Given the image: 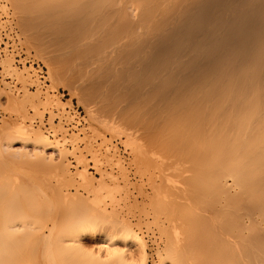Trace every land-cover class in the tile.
<instances>
[{
  "label": "bare ground",
  "instance_id": "obj_1",
  "mask_svg": "<svg viewBox=\"0 0 264 264\" xmlns=\"http://www.w3.org/2000/svg\"><path fill=\"white\" fill-rule=\"evenodd\" d=\"M8 1L13 12L2 15V19H7L0 23V38L2 29L8 28L16 41L20 34L24 35L28 50L32 48L48 66L49 88L65 85L85 107L92 135L105 138V131L112 137L119 136L130 162L127 158L128 166L117 150L107 148V155L95 151L93 162L114 163L119 180L112 179L116 177V173L111 174L114 170L108 175L103 172L105 168L100 171L96 164L93 165L100 171V178L91 175L87 159L80 155L76 158L82 168L73 175L65 142L53 141L40 128L27 125L30 115L20 98L12 90L0 88V99H5L0 100V106L7 108L8 115L16 114V121H9L8 117L0 127V171L11 173L13 161L27 159L32 165L27 170L31 171L29 174L25 170L26 177L32 176L34 187L29 181L25 183L32 187L30 194L38 203L34 212L33 202L34 206L27 203L28 207L27 201L22 204L23 200L18 201L20 195H16L18 199L14 201L19 204L9 197L16 206L7 200L6 206L11 209L6 212L1 208L5 213L0 209V216L4 213L0 217V264H63L68 260L67 264L69 256L65 260L64 250L71 248L85 253V261L90 260L87 264H189L179 254L185 251L191 237L195 239L199 224L194 223L193 217L190 221L184 219L186 214L193 215L192 210L187 212L186 203L181 207L175 203V207L171 202L166 205V201L161 206L162 197L152 201L155 214L161 215L163 209V219L171 221L164 226L160 222L163 215L156 220L162 225L165 248L158 249L157 259L152 260L144 236L121 214V207H116L117 212L111 204L114 200L115 205L120 203L114 199L116 189L121 193L134 187L135 182L127 175L129 169L134 175L140 174L136 190L148 187L157 195L166 193L172 197L169 191L178 190L182 184L169 175L180 176L194 170L185 162L187 158L211 163H204V167L222 172L225 178L220 187L225 191L228 220L222 236L229 246V264H264V0H77L71 8L64 0ZM4 60V67H10V61ZM29 72L27 66L18 75L31 80ZM38 74L41 80L45 78L41 72ZM36 90H25V95L34 100L32 108L37 115L41 109L65 111L59 99L48 92L46 100L40 99V84ZM71 138L77 140L78 135ZM14 143L22 146L16 148ZM28 146L31 149L24 152ZM49 150L57 156L49 155ZM12 174L13 184H9L19 194L16 189L23 179L17 178L20 173ZM158 177L159 180L154 179ZM39 180L43 186L47 182L45 187L49 186L52 192L48 196H55L52 202L48 189L39 185ZM115 180L119 185H114ZM73 183L78 187L71 194L67 187L73 189ZM79 187L87 196L91 193L90 197H81ZM183 190L192 194L186 188L179 191L184 194ZM41 195L51 206L42 205L45 199L39 198ZM191 198L185 195L183 200L188 202ZM106 200L110 201V209ZM133 202L132 207L136 208L137 201ZM68 208H75V213ZM143 209L137 211L144 215ZM33 221H39V226ZM70 224L71 228L67 227ZM65 226L70 230L65 231ZM44 228L48 231L44 232ZM85 239L93 240L92 246ZM45 243L49 247L44 250H51L53 243L60 245L57 250L54 246V252L63 251V259L57 256L61 260L58 261L50 251L42 252L41 245ZM181 258L185 262H180Z\"/></svg>",
  "mask_w": 264,
  "mask_h": 264
},
{
  "label": "rangeland",
  "instance_id": "obj_2",
  "mask_svg": "<svg viewBox=\"0 0 264 264\" xmlns=\"http://www.w3.org/2000/svg\"><path fill=\"white\" fill-rule=\"evenodd\" d=\"M76 1L77 0H64L65 4H67L68 8H71L72 4L75 3ZM85 1H87V0H78V2H82V3L85 2ZM3 2H5V3L2 4V0H0V14L2 13L0 15V23L2 21H4L5 19H7V17L2 19V17H3L2 15H6L8 11H10L11 13L13 12L12 11V7L10 5V2L8 0H5ZM12 17L14 18L15 14H12ZM16 19L17 18L15 17L14 20H15L16 23H18ZM18 24H16V26L18 28V31L19 30L21 31V29L18 26ZM3 30H6V29H2V31ZM20 33H22V32H20ZM18 37H19V38H17L18 42L16 41V38L14 37V38H11V42L4 43L5 46L1 47L2 49L0 48L1 51L2 50L4 51L5 48H6V50H8V51L5 50L4 51V55L0 58V70H1V73L3 74V78H2V80L0 82V88L1 89L2 88L5 89L6 92L12 90L11 93H13V94L15 93L16 96H18L20 98V100L22 101L23 106L25 107V110L27 109L28 115H30L29 116L30 119L26 120L27 125L28 124L32 125V127L34 129H39L40 128L41 132H43L45 135H48V137L51 140H53V141H55V140H63L65 142L64 148L67 151V159H68V161H69V163L71 165V171L72 172L74 171V173L75 172L77 173V170H80L82 168V166H81L82 164L81 163L79 164V162H78V160L76 158L78 155H80L78 157H80V158L83 157L84 159H87V161H88L87 166H89L87 168L89 170V173H91V175L100 178L101 168H102V170L105 168V170H103V172L105 171V173H106V171H107L108 175H109L111 173L110 171L114 170L111 174L114 176L115 173H116V175H115L116 177H114L112 179L114 180V179L117 178L119 180L120 176L119 175H118L119 177L117 176V174H119L117 172L118 168L115 167L116 165L114 163L111 164L112 162H109V164H106V160H105V162H104V160H100V161H98V164H97V162L96 163L93 162V160H94L93 153L95 151H100L99 153L106 154L105 150H107V148L108 149L110 148L111 150L113 149L112 151H114V152L117 150V152H116L117 155L118 156H120V155L123 156V159H124L125 163L128 165V161L130 160V155L128 154L129 152H128L127 148H124L125 146H124L123 142L121 140H119V136L118 137L117 136L116 137H114V136L112 137L111 134H109L108 132H105V131H102V132H104L105 138L99 137V136L96 137L95 135H92L93 133L90 131L91 129L88 128V125H89L88 122H91V121H88L89 119L87 117V114L85 112V107L83 106V104L78 101L76 96L71 95L69 89L65 85H59L57 87V89L49 88L50 85H51V82H50V74H49L48 66L44 63V61L41 58H39L36 55L35 51L32 48H31V50L30 49L28 50L29 46L27 47L26 46V42H23V41H25V38H23V37H25L24 35L20 34ZM13 39H14V41H12ZM11 50H12V52H11ZM15 57H19L20 58V61L22 62V65L18 66L15 63L16 62L15 61L16 60ZM21 58H25V59H21ZM27 58L28 59L29 58H33L35 61H32L30 64L27 65L26 62H25L27 60ZM4 59H7V61H10L9 62L10 65H11L10 67H4L3 61H6ZM35 62H37V63H35ZM36 64H40V65L37 66ZM41 65L44 66L45 71H46V73H45L46 76L43 79L44 81L40 79V76L38 74V72L42 71ZM27 66L28 67L30 66L29 74H32V75L31 76L29 75V76L32 77L31 78L32 81L31 80L25 81L23 79V77L18 75V72H22V70H25ZM6 68H8V69L6 70ZM16 71H18V72H16ZM7 78L11 79V80H7ZM42 81H43V83H42ZM14 82H15V84H13ZM38 83L40 84L41 90H42L41 94H38L40 99L43 100V101L46 100V93L47 92L50 93L51 95H54L56 98L59 99V101L63 105V107H65V111L64 112L60 113L56 109L51 108L50 109L51 111L49 109L48 110L47 109L46 110L41 109V114L37 115L35 113V111L32 108L33 107L32 104H33L34 100L32 99L31 96L27 97L25 95V90H28L30 92H36L37 91L36 89L39 86ZM0 100L4 102L5 99L2 100V98H1ZM3 102H1V103L3 104ZM5 110H7L6 107H4L3 105L0 106V127H1V125L3 123L2 121L3 120H7L8 117H9V121L11 119L16 121V119H15L16 118L15 117L16 114L15 113H13V114L11 113V115H10V113H9V115H8V110H7V112H5ZM13 120H11V121L13 122ZM30 120H31V122H30ZM94 125L99 128V126H97L96 124H94ZM87 133H88V135H87ZM76 134L78 135L77 140H72L71 135L74 136ZM64 135H65L66 139H63ZM102 138H103V140H102ZM4 143H9V142L8 141H4ZM14 146L16 148H18V147H21L22 145L20 143H16V144L14 143ZM115 146H116V149H114ZM30 149H31V146L30 147L28 146L27 149L24 150V152H26V151H28ZM0 150H1V146H0ZM171 152H175V151H171ZM48 153H49V155H51L54 158L57 156L56 152H54L53 150H49ZM100 156H102V155H100ZM1 157L2 156H1V153H0V164H1V161H2ZM83 158H81V159H83ZM127 158H128V161H127ZM175 158L177 159V157H175ZM176 159H173V160H176ZM101 161H103L102 163H103V165L105 167L103 165H101L102 164ZM185 162H187L189 165H191L194 170H193V172L191 171V173L187 172V174H185V175L181 174L182 176L181 175L179 176V173L178 174L176 173L177 174L176 176H174L175 173H173V175H171V176L169 175V177L171 179L173 178V180H175V179L179 180L181 182L182 186H183L182 187L181 185H179L180 188L178 190L176 188L171 189V191H169V193H170V195L172 197H168V195H166V193H164L165 195L163 194L164 196L163 195H157L155 192H153V189H152V192H150L148 187H145L146 188V190L144 189L145 192L143 190L142 191L141 190L138 191L139 189L136 190L135 187H137L138 182L140 181V178H139L140 174H139V176H138V173L137 174L135 173L136 175H134L133 172L131 171L133 169H129L130 172H128L127 175H128L129 180L133 184L135 182L134 187H133L134 189L129 187V188H127L128 190H124L121 193H120V191H118V189H116L117 192H116V190H115V192L118 193V194L115 193V198L114 199H117L118 201H120V203L118 201H116L119 204L116 203V205H115V203H114L115 200H114V202H111V204H114L113 208L114 207L115 208L116 207H118V208L121 207L120 209L123 210V212L121 210V214L124 215V217L127 218L129 220V222H131L132 226L134 227V229L136 231H138V233H141L142 236H144L145 241L147 242L148 252H149V254L152 255V256L149 255L150 256V260H152L153 258L157 257L155 252L158 249L163 250L165 248V246H164L165 237L163 235H161V232H160V229H161L162 225L159 226L158 224H160V222H162L161 224H164V226H167V225L169 226L170 223H171V221L169 219H167V220L165 219L166 221L163 219L166 216V214L164 213L163 209H162V211H163L162 213L163 214L161 212H160L161 215L157 214L159 217L155 214L156 213L154 211L155 208L151 206V204L153 205V203H154V202L152 203V201H154L155 199H156L155 201H157L158 198L162 197V199L164 201L162 200L163 202L161 203V206H162V204L165 201H166L165 202L166 205L169 204V202H171L173 204V206H175V203H177V205H179V207H181V205L186 203L187 206H185V207H188V209H186V210H188L187 212H189V210H192L194 213L193 212L191 213V214H193L192 216L186 214L187 216L184 215L185 218L184 217L183 218L188 220V221L193 220V218H194V220H195L194 223L195 224H199V225H196V227L198 228L197 230H199V232L196 230L197 231L196 233H198V234L194 233L196 240L191 237L192 240H191V238L189 239L185 251L181 252L179 255H181L183 258H185L186 262L188 261L189 264L190 263L193 264V261H196L198 264H229V260H230L229 252H230V250H229L228 243L226 242V240L224 241L225 237L222 236L224 234L223 232H225L224 231V229L226 228L225 224H227V220H228V219H226V217L228 215V210L226 209L227 203H225L226 202L225 201L226 197H225V194H224L225 191L222 190L224 188L221 189V187H220V183L225 178L223 177L222 172H219V171H216V170H210V168L204 167V163L211 164V163H209L207 161H202L201 159H198V158L197 159L194 158V159L189 160V158H187ZM93 164H96V166L99 165L100 167H98V168H99L100 171H98L97 167H94ZM30 165H32V164L27 159H22L20 161L15 160V162L13 161V163H11V165H10V167L12 166L11 173L4 174V173H2L0 171V209L1 208H5V211L8 212L9 209H11V208H10L9 204H8L9 206H6V201L8 200L7 198L10 197L9 199H11V201H14V199H18L17 197L20 195V197L23 196L22 197L23 199L19 197L18 201L23 200L22 204L23 203L25 204V200H26L27 201L26 205L28 207H29V204H30V207H31V203L33 202L35 204V206L32 203V205L34 206L32 208H33V211L36 212L35 208L38 209V207H36V206H38V203L37 204L35 203L37 201H36L35 198L33 199V197H32L33 193L30 194V191H29L30 188H32L31 187L32 185L34 187V182L32 181L33 179L30 178L32 176L28 177L29 176L28 175L26 177L27 174L25 172V170L27 171V170L31 169V168H29V167H31ZM110 165H112V168H111ZM13 172L20 173L19 176L17 175V178L23 179L22 182L19 183L17 189L14 187V189L19 190L21 192V193L18 192L19 194L14 192L13 185H11V184H13V181H12L13 180V174H12ZM29 172H31V171H27L28 174H29ZM76 173L73 174V175H77ZM21 175H22V177H21ZM75 177L77 178V176H75ZM28 178H29V180H27ZM107 178H108V176L107 177L105 176V179L107 181H109L110 178H108V179ZM154 179L155 180H159V177H158V179L157 178H154ZM226 179L229 180L230 177L227 176ZM30 180L32 181V184H31ZM34 180H35V178H34ZM25 181L26 182L29 181L31 186L27 185L25 183ZM110 181H111V179H110ZM9 182H11V184H9ZM37 182H38L39 185L43 186V184H40V182H42V181L39 180ZM115 182H116V180H115ZM117 182L114 185H117ZM46 184H47V182H45L43 187L45 189L46 188L48 189L49 186L45 187ZM71 184L72 183H70L69 185L72 187ZM133 184L131 186H133ZM8 185L12 186V187L10 186L11 187L10 190H13V192L8 190V188H9ZM73 185H74L73 189L70 186L67 187L71 194L75 193L77 190L74 189V188L78 187L74 183H73ZM118 185H119V182H118ZM192 185H193V187H192ZM42 186H40V187H42ZM186 186H188V188ZM79 188L80 189H78V193H80V195L82 194L81 197H88V198L90 197V194H91L90 192H89L90 194L87 196V194H84L86 191L83 189L84 190V192H83V190H81L82 188L81 187H79ZM118 188H119V186H118ZM183 188L184 189L186 188V189H188L190 191L192 190L190 192L192 194L189 195L188 194L189 192H187V191L185 192V190H183L185 192L184 194H183V192H180L179 190H181ZM45 189H44V191H45ZM120 190H122V189H120ZM8 191H10L11 194L12 193L13 194L12 195L10 194V196L9 195L7 196ZM48 191H49V194H48ZM46 192H47V196L50 195V193H52L49 189ZM125 192L127 193L128 197L126 196ZM16 195H18V196H16ZM51 195H53V194H51ZM140 195H144L145 197L144 196H140ZM185 195L187 196V198H189V197L191 198L192 197L190 199V201L188 200V202H184L183 197H185ZM14 196H16V197L15 198H11V197H14ZM42 196L43 195L39 196V198H42ZM135 196H136V199H134ZM49 197L50 196H48V198ZM52 197H50L51 198L50 202H52V200H54V198L52 199ZM124 197H126L125 198V199H127L126 201H125V199H123ZM146 197H147V199H146ZM43 198L45 199L44 196H43ZM88 198H86V199H88ZM224 198H225V200H224ZM44 199H43V201H44ZM56 199H58V198H56ZM105 199H109V198L106 197ZM174 199L176 201H173ZM28 200L31 201V202H29ZM109 200H111V199H109ZM109 200H106V204H107L108 208H109V204L108 203H110ZM134 200L137 201V203H136L137 207L136 208L132 207L133 206L132 204L135 203V202H133ZM193 200H195L194 201L195 203L193 202ZM11 201L9 202V200H8L7 203H10V204H13V206H16L14 203H11ZM15 201L17 202V200H15ZM38 201H40V200H38ZM50 202L45 199V203H42V201H40L39 203L40 204L42 203V205H45L47 203L48 207H49V204L51 206ZM139 202H140V204H139ZM158 202H159V200H158ZM158 202H157V205H158ZM27 203H29V204H27ZM141 203H143V204L141 205ZM111 204H110V207L112 206ZM140 205L141 206L146 205V206L143 209V207L141 208ZM11 207H12V205H11ZM70 207H72V206H70ZM175 207H173L174 210H175ZM118 208H116L117 212H119ZM150 208L153 209V210H151ZM68 209L70 210L71 208H68ZM137 209L139 211H141L143 209L145 211L144 215H143V211L141 212L142 213L141 214L139 211H137ZM176 209H179V208H176ZM73 210H75V208H73ZM73 210H72V212H73ZM78 210H79V208H78ZM147 210H148V212H147ZM1 211L5 213L4 209H1ZM151 211H154V212H151ZM4 213L1 214L2 217L4 216ZM73 213H75V212H73ZM139 213L141 214V216H140ZM146 213H148L149 215L146 214ZM69 214H71V213H69ZM184 214H185V212H184ZM169 216L171 217V215H169ZM188 216H191V218L188 217ZM67 217H70V216H67ZM155 217H156V219H155ZM159 218H160L161 221L160 222L156 221L157 219L159 220ZM140 219H142V220H140ZM225 219H226V221H225ZM66 220H68V219L66 218ZM163 220L165 221V223H163ZM169 221H170V223H169ZM28 222H30V220ZM33 222H37V221H33ZM138 222H139V224H138ZM153 222H154V225H153ZM37 224H38L37 226H39L40 222L38 221ZM66 224H69V223H66ZM72 224H73V222H72ZM71 226H72L71 224H70V226L67 225V227H69V228H71ZM63 229H65V231H67L68 228L66 229V226H65V227H63ZM68 230H70V229H68ZM47 231H48V229L44 228V232H47ZM226 232H227V230H226ZM191 233H193V232H191ZM189 234H190V232H189ZM3 238L1 240L2 244H4V239ZM26 240H29V239H26ZM85 240H86L87 244L92 246V244L94 242L93 240H87V239H85ZM29 241L31 242V243L29 242L30 245H31L33 241L32 240H29ZM25 242L23 244L27 245V241H25ZM57 244H59V243H57ZM43 245H41V247H43L42 252L45 249V247L48 246V245H46V243L43 244ZM54 246H55V248L56 247L57 248L60 247V245L57 246L56 244L54 245V243H53V244H51V247H50L51 250L53 249L52 250L53 252L51 250H49L48 248H47L48 252H47V250H44V251L46 253H49V251H50L51 255H54V254L56 255V256L54 255L56 258H57V256H59V258H60L61 255H63L65 253V256H64L65 260H66L67 256H69V258H68L69 259V263H67V264H87L88 262L90 263V260H88V262H86L88 258L84 257L85 253L82 254L83 252H79L77 250L74 251L73 250L74 248H71V249L68 248L71 251H66L67 249L64 248L65 249L64 250L61 247V250H64L65 252L63 253V251H62L61 253H63V254L58 253L59 251L55 253L54 252ZM87 247H89V246H87ZM57 248H56V250H57ZM18 249L19 248H17V250ZM58 250H60V249H58ZM67 252H69V255L67 254ZM74 252H77V253L75 254ZM2 253H4V251ZM79 253H81L80 255L81 256L83 255V256L80 257L78 255ZM59 258H57L58 261H61L63 259V257H62V259L60 258L61 260ZM85 258H86V261H85ZM183 258H181L182 260L180 261L182 263H183V261L185 262V260ZM66 262H68V260H66ZM66 262H63V264H66ZM59 264H62V262L59 263Z\"/></svg>",
  "mask_w": 264,
  "mask_h": 264
},
{
  "label": "built area",
  "instance_id": "obj_3",
  "mask_svg": "<svg viewBox=\"0 0 264 264\" xmlns=\"http://www.w3.org/2000/svg\"><path fill=\"white\" fill-rule=\"evenodd\" d=\"M9 30V28L8 29H6V30H3V31H1V33H2V37L0 38V46L1 47H4L5 46V44L4 43H7V42H11V39H9L8 38V35H10L12 38H14L15 36L13 35V34H11L10 33V31H8ZM26 58V57H25ZM25 58H21V59H25ZM20 61V58L19 57H17V63H18V65L20 66V65H22V63L21 62H19ZM32 61H35L33 58H29V59H27L25 62L27 63V64H30ZM35 63H37V62H35ZM37 66H39L40 64H36ZM41 68H42V71H41V76L42 77H45L46 75H45V68H44V66H42L41 65ZM1 72H0V82H1Z\"/></svg>",
  "mask_w": 264,
  "mask_h": 264
},
{
  "label": "snow or ice",
  "instance_id": "obj_4",
  "mask_svg": "<svg viewBox=\"0 0 264 264\" xmlns=\"http://www.w3.org/2000/svg\"><path fill=\"white\" fill-rule=\"evenodd\" d=\"M111 252V250H109Z\"/></svg>",
  "mask_w": 264,
  "mask_h": 264
}]
</instances>
